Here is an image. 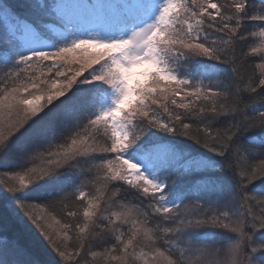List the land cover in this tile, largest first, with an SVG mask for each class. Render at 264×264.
<instances>
[{"label": "snow or ice", "instance_id": "6c2138e0", "mask_svg": "<svg viewBox=\"0 0 264 264\" xmlns=\"http://www.w3.org/2000/svg\"><path fill=\"white\" fill-rule=\"evenodd\" d=\"M0 44L7 207L56 264H264V0H0Z\"/></svg>", "mask_w": 264, "mask_h": 264}, {"label": "trees", "instance_id": "16d2710c", "mask_svg": "<svg viewBox=\"0 0 264 264\" xmlns=\"http://www.w3.org/2000/svg\"><path fill=\"white\" fill-rule=\"evenodd\" d=\"M64 1L67 2L69 0H64ZM75 1L77 3H80L83 6V8L89 7L92 8V10H95L94 5H92L94 3V0H75ZM13 2H20V0H13ZM76 2L75 4H77ZM91 20H95V18H92ZM4 50H5L4 46L0 44V53H2ZM89 52L92 51L89 50ZM83 58L84 60H86L85 57ZM255 63L256 65H258L261 63V61L257 59ZM78 67L79 65H75V64L67 65V68L69 69V75H73L75 71L78 69ZM256 71L257 74H259V72L264 71V69L256 68ZM37 75H39V73H37ZM47 75L50 77L48 81L49 87L51 85L52 79H55L58 84L63 82L62 77L53 76L51 73H48ZM84 75H87V72H85ZM79 78L80 77H78V79ZM41 102L42 101H40V103ZM256 131L258 132L259 130ZM157 134L163 135V133H157ZM175 139L182 141L184 146L187 147L189 150L202 152L208 156L213 155L211 153H207L205 149L201 148L199 145H196L193 141L187 140L183 137H176ZM241 142L246 147L250 146L252 150H259L261 143L264 142V134H261L259 137H255V138L253 136H249L246 134L245 137L242 138ZM31 166L32 165L30 164L29 167ZM16 170H20V169H16ZM215 174L223 175L225 180H230V174H226V173L222 174L218 170ZM6 179L7 177L3 175V170L0 169V181H1L0 183V256H2L6 260L13 262L14 264V262L20 257L17 256L15 247H6V246L18 245L19 247L26 250V252L29 254V256L32 259L39 261V264H56V262L60 261V258L58 257L56 252L51 248L48 242L44 240L43 236L40 235V232L35 227V225L28 223L27 218L24 217L22 213H19L18 210L16 212H12L11 210L8 209L7 207L8 201L5 199V197H8L9 194L3 188L4 181ZM183 182L184 181H180V183ZM39 183H42V181ZM29 202L37 203L38 205L42 206L44 212H47L48 215L55 214L51 209L47 208L46 200L43 197H40L39 199H30ZM185 203H191V201L190 200L185 201ZM36 211L37 212L41 211V208L38 207ZM55 212L58 213L59 209H56ZM254 235L256 237V240L259 241V239L261 238L262 235H264V233L256 232L254 233ZM62 238L63 237L61 235V237H59L58 240H62ZM75 242L76 241L74 235H71L67 241H63L64 244H68V245H74ZM71 250L72 249L69 248V251ZM60 264H63V262H60ZM97 264H100L99 260L97 261Z\"/></svg>", "mask_w": 264, "mask_h": 264}, {"label": "rangeland", "instance_id": "374dc122", "mask_svg": "<svg viewBox=\"0 0 264 264\" xmlns=\"http://www.w3.org/2000/svg\"><path fill=\"white\" fill-rule=\"evenodd\" d=\"M68 6L69 10L77 15L78 18H80L81 23L85 28L93 27L95 24V20H91L92 18L96 19V14L102 11L107 10L109 7L113 5H118V4H124L127 3L128 0H94V5L95 10H92V8H83V6L80 3H77L75 0H69V1H64ZM75 2L78 4H75ZM92 52L96 51L94 49H90ZM84 56L81 55V59L84 60ZM86 58V57H85ZM41 103H44L42 101ZM1 183V181H0ZM15 205L13 204V207ZM28 223L32 224L29 220H27ZM33 225V224H32Z\"/></svg>", "mask_w": 264, "mask_h": 264}]
</instances>
